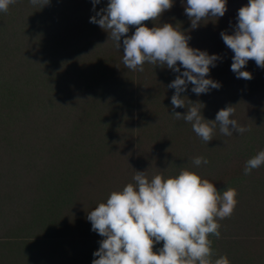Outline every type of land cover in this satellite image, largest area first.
Returning a JSON list of instances; mask_svg holds the SVG:
<instances>
[{"label": "trees", "instance_id": "16d2710c", "mask_svg": "<svg viewBox=\"0 0 264 264\" xmlns=\"http://www.w3.org/2000/svg\"><path fill=\"white\" fill-rule=\"evenodd\" d=\"M232 1L0 0V264H264V9Z\"/></svg>", "mask_w": 264, "mask_h": 264}, {"label": "rangeland", "instance_id": "374dc122", "mask_svg": "<svg viewBox=\"0 0 264 264\" xmlns=\"http://www.w3.org/2000/svg\"><path fill=\"white\" fill-rule=\"evenodd\" d=\"M228 1H232V0H225V3L227 4L228 3ZM233 3H235V7H234V5L233 4H230V5H228V8H227V10L226 11H228V13L230 14V15H228V13H227V15H226V18L227 19H229V17H231L232 18V22L236 25L237 23H236V21H241L243 18L242 17H240V18H237V17H239V15L238 14H234V13H236V11L234 10L235 8H237V9H239V10H246V8L247 9H249V11L250 12H248L249 14L251 13V15H253V14H255V12H253L254 10H256L257 11V9H259V10H262V9H260V8H263L264 9V5H254L253 3H252V1L251 0H233L232 1ZM264 2V1H263ZM258 4H260V2L258 3ZM256 8V9H255ZM258 12V11H257ZM248 14H246V16H245V18H251L252 16H247ZM229 16V17H228ZM233 18L234 19H237V20H233ZM230 20V19H229ZM231 22V25H234L233 23ZM234 29V33H235V31H240V30H237L235 27H233ZM239 28V27H238ZM239 29H241V28H239ZM239 33V32H238ZM239 35V34H238Z\"/></svg>", "mask_w": 264, "mask_h": 264}]
</instances>
